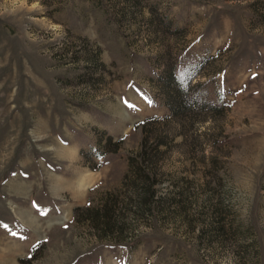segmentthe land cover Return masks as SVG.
Segmentation results:
<instances>
[{"label":"rangeland","instance_id":"374dc122","mask_svg":"<svg viewBox=\"0 0 264 264\" xmlns=\"http://www.w3.org/2000/svg\"><path fill=\"white\" fill-rule=\"evenodd\" d=\"M0 264H264V0H0Z\"/></svg>","mask_w":264,"mask_h":264},{"label":"trees","instance_id":"16d2710c","mask_svg":"<svg viewBox=\"0 0 264 264\" xmlns=\"http://www.w3.org/2000/svg\"><path fill=\"white\" fill-rule=\"evenodd\" d=\"M191 79H187L185 82H182L180 78L177 76L175 70L170 66L165 69L162 74L159 76L158 85L161 91L164 93V99L169 106V116L171 118H176L184 125V122L188 121V117L193 119L196 115L201 114L204 112L207 106H210L212 110H218L217 106L213 105L209 101H204L200 103L196 96H189L191 95L190 89L188 87H193L190 85ZM189 115V116H188ZM157 120V118H154ZM109 140V144L112 141V136L108 135L106 137ZM158 140H162V138L158 135ZM161 142L158 141L157 144ZM107 144L104 142L102 147L105 148ZM148 189L149 195L152 197L154 195L153 186L155 185L154 179H151L148 176Z\"/></svg>","mask_w":264,"mask_h":264}]
</instances>
